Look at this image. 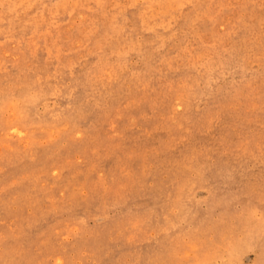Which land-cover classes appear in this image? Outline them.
I'll list each match as a JSON object with an SVG mask.
<instances>
[{
  "label": "rangeland",
  "instance_id": "374dc122",
  "mask_svg": "<svg viewBox=\"0 0 264 264\" xmlns=\"http://www.w3.org/2000/svg\"><path fill=\"white\" fill-rule=\"evenodd\" d=\"M0 264H264V0H0Z\"/></svg>",
  "mask_w": 264,
  "mask_h": 264
}]
</instances>
